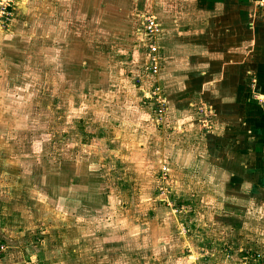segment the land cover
<instances>
[{"label": "rangeland", "instance_id": "1", "mask_svg": "<svg viewBox=\"0 0 264 264\" xmlns=\"http://www.w3.org/2000/svg\"><path fill=\"white\" fill-rule=\"evenodd\" d=\"M20 17L0 35V264H264L262 194L214 163L203 106L187 131L156 121L125 21L81 0Z\"/></svg>", "mask_w": 264, "mask_h": 264}, {"label": "crops", "instance_id": "2", "mask_svg": "<svg viewBox=\"0 0 264 264\" xmlns=\"http://www.w3.org/2000/svg\"><path fill=\"white\" fill-rule=\"evenodd\" d=\"M33 1L18 0L22 6H18L13 27L20 16H26ZM81 1L88 2L96 15H114L125 21L133 49L138 51L133 61L139 64L140 56L146 66L149 58L141 41V21L144 15L156 18L161 30L156 39L161 68L148 83L160 85L169 95L163 121L170 122L177 111L187 131L200 116L197 106L211 114V129H204L203 135L207 147H213L214 163L222 165L224 159L223 165L229 166L226 175L236 176L242 187L262 194V204L248 202L245 206L247 219L254 222L260 209L264 211V14L252 0ZM240 143L246 145L241 162L237 154ZM218 169L223 171V167ZM181 173L186 176L185 170ZM257 220L264 231V213ZM0 221L3 224L2 215ZM2 230L0 227V234H4Z\"/></svg>", "mask_w": 264, "mask_h": 264}, {"label": "built area", "instance_id": "3", "mask_svg": "<svg viewBox=\"0 0 264 264\" xmlns=\"http://www.w3.org/2000/svg\"><path fill=\"white\" fill-rule=\"evenodd\" d=\"M256 9L264 14V0H252ZM18 0H0V34L9 31L11 24H13L18 11ZM142 43L148 53L149 64L147 66V75L152 78L160 72L161 62L158 56V46L156 39L161 32L160 27L156 21V18L152 15H144L141 21ZM162 88L158 84H152L150 91L148 92L147 99L155 101L154 105L149 102V105L154 107V113L156 121L160 123L166 115L167 105L162 96ZM154 98V99H153ZM3 249V247H1Z\"/></svg>", "mask_w": 264, "mask_h": 264}, {"label": "trees", "instance_id": "4", "mask_svg": "<svg viewBox=\"0 0 264 264\" xmlns=\"http://www.w3.org/2000/svg\"><path fill=\"white\" fill-rule=\"evenodd\" d=\"M169 177H170V173H169Z\"/></svg>", "mask_w": 264, "mask_h": 264}]
</instances>
